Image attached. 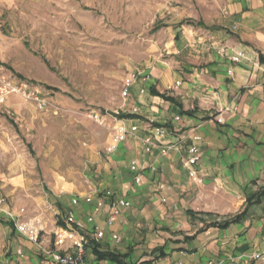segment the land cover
I'll return each mask as SVG.
<instances>
[{
    "label": "crops",
    "instance_id": "1",
    "mask_svg": "<svg viewBox=\"0 0 264 264\" xmlns=\"http://www.w3.org/2000/svg\"><path fill=\"white\" fill-rule=\"evenodd\" d=\"M211 8L177 29L174 54L191 48L189 63L145 79L140 116L119 122L85 184L52 192L55 227L40 237L12 229L0 264H49L79 245L84 264H207L216 253L242 264L264 254V198L247 209L264 188V0ZM246 209L226 229L210 226Z\"/></svg>",
    "mask_w": 264,
    "mask_h": 264
},
{
    "label": "rangeland",
    "instance_id": "2",
    "mask_svg": "<svg viewBox=\"0 0 264 264\" xmlns=\"http://www.w3.org/2000/svg\"><path fill=\"white\" fill-rule=\"evenodd\" d=\"M213 4L0 0V260L12 229L55 227L52 192L85 184L119 122L140 116L148 76L189 63L191 48L174 54L177 29ZM215 255L207 264H236ZM241 262L264 264V254Z\"/></svg>",
    "mask_w": 264,
    "mask_h": 264
},
{
    "label": "built area",
    "instance_id": "3",
    "mask_svg": "<svg viewBox=\"0 0 264 264\" xmlns=\"http://www.w3.org/2000/svg\"><path fill=\"white\" fill-rule=\"evenodd\" d=\"M236 27H234V30ZM122 202L115 203L112 207L111 218L108 222V225H113L115 218L120 215ZM66 223L68 225H73L75 223L74 216L72 214L68 215ZM102 233H98V237L101 236ZM84 247L79 245L76 251L71 253H61V252H52L51 260L49 264H84Z\"/></svg>",
    "mask_w": 264,
    "mask_h": 264
},
{
    "label": "trees",
    "instance_id": "4",
    "mask_svg": "<svg viewBox=\"0 0 264 264\" xmlns=\"http://www.w3.org/2000/svg\"><path fill=\"white\" fill-rule=\"evenodd\" d=\"M200 25H202V23H199ZM156 96H159L163 99H165L166 101L170 102L171 104H174L175 100L172 98V97H165L164 95H160V94H157ZM131 118H135V116H130ZM264 198V188L261 189L256 195H254L253 197L251 198H248L247 199V209L249 206L253 205V204H257V203H260L261 202V199ZM247 209L240 215H237L235 217H232L230 219H228L227 221H225L224 223L222 224H218V223H211L210 226H219V228H223V229H226L228 228L230 225L232 224H235V223H238L240 222L243 218L246 217L247 215ZM103 258H111V256L109 255H105V256H102ZM115 260V259H114ZM117 261V260H116ZM118 264H124L122 263V261H117Z\"/></svg>",
    "mask_w": 264,
    "mask_h": 264
}]
</instances>
